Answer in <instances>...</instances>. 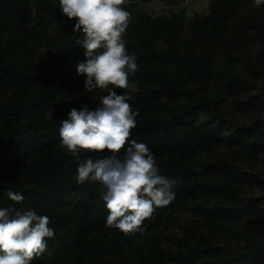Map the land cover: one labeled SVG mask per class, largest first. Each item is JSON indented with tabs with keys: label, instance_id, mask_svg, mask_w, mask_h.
<instances>
[{
	"label": "trees",
	"instance_id": "trees-1",
	"mask_svg": "<svg viewBox=\"0 0 264 264\" xmlns=\"http://www.w3.org/2000/svg\"><path fill=\"white\" fill-rule=\"evenodd\" d=\"M148 1L129 0L122 5L131 13L124 34L126 48L136 56L139 71L129 78V89L116 91L127 92L129 103L139 113L131 139L145 143L157 159L160 174L176 178L178 184L171 203L144 221L145 231L125 234L106 226L108 211L99 184L81 185L75 180L80 161L110 153L80 150L74 157L60 144L61 119L85 104L95 110L99 97L107 94L100 89L86 93L85 77L77 74V65L86 61L85 49L76 43L83 34L73 32L76 21L61 13L59 0H0V209L33 210L48 216L55 230L54 238L47 239V250L31 264H92L106 256L113 260L110 264L145 260L136 249V240L153 230L166 210L186 208L195 195L213 189L245 199L224 182L199 180L200 172L191 159L215 145L217 128L197 126L195 120L210 106L218 128L234 129L229 136L232 142L245 133L253 146L264 139V121L239 127L224 119L210 100L184 85L197 80L207 83L226 44L236 34H245L236 19L246 0H212L207 14H195L189 22L183 10L151 15L140 8ZM157 1L171 6L184 0ZM252 25L264 41V18L256 15ZM236 82L247 86L239 78ZM180 94L196 98L184 106L173 105L172 98ZM122 156L123 150L118 158ZM213 169L233 181H248L232 169ZM9 189L20 192L24 200H9ZM233 210L241 218L255 212L237 202ZM104 232L108 241L99 247ZM202 243L180 250L175 260L180 264H264L262 230L246 244L220 245L205 236ZM150 256L154 264L163 260L155 250Z\"/></svg>",
	"mask_w": 264,
	"mask_h": 264
},
{
	"label": "clouds",
	"instance_id": "clouds-1",
	"mask_svg": "<svg viewBox=\"0 0 264 264\" xmlns=\"http://www.w3.org/2000/svg\"><path fill=\"white\" fill-rule=\"evenodd\" d=\"M125 0H59L61 13L75 20L74 33L83 36L76 43L85 49L86 61L77 65L85 77L84 91H106L99 105L89 110L72 108L61 119V147L77 157L80 150L110 155L80 161L78 184L97 183L108 211L106 226L125 234L145 231L144 221L171 203L178 180L160 174L155 155L145 143L131 139L138 112L131 96L116 89H129V78L139 71L137 58L129 54L124 34L131 13ZM264 0H254L260 7ZM111 86V87H110ZM123 150L122 158H118ZM9 200L21 203L24 196L9 189ZM48 216L33 210L0 209V264H31L47 250V239L55 236Z\"/></svg>",
	"mask_w": 264,
	"mask_h": 264
},
{
	"label": "rangeland",
	"instance_id": "rangeland-1",
	"mask_svg": "<svg viewBox=\"0 0 264 264\" xmlns=\"http://www.w3.org/2000/svg\"><path fill=\"white\" fill-rule=\"evenodd\" d=\"M155 14L164 13L166 8L155 9ZM186 22L195 14L205 15L209 11L208 3H202L199 8L183 10ZM257 16L264 18V4L254 6V0H246L239 9L236 21L244 28L245 34H236L226 44L213 69L207 83L186 81L185 87L198 91L206 100H210L226 120L236 123L239 127L249 125L257 120L264 121V41L252 23ZM237 78L246 82L242 87ZM195 95L180 94L172 98L173 105L184 106L194 100ZM201 127H214V144L202 149L191 160L200 172V179L210 178L221 181L245 199H237L230 191L213 189L198 193L192 202L184 207H174L166 210L165 215L155 228L136 240V249L141 251L145 260H124L123 264H154L151 251L161 253L160 264H180L176 258L177 252L187 247L202 246V237H207L220 245L246 244L256 237V231H264V139L259 144L252 145V138L243 133L237 142L229 138L233 128L217 127V121L212 117L210 106L204 107L195 120ZM244 129H242L243 131ZM211 164L209 166L208 164ZM221 167L224 171L232 169L240 173L246 183L233 181L216 173L213 168ZM248 204L255 212L246 218H241L233 205ZM108 233H101L100 247L108 241ZM129 252V251H128ZM109 256L105 260H92V264H110Z\"/></svg>",
	"mask_w": 264,
	"mask_h": 264
},
{
	"label": "crops",
	"instance_id": "crops-1",
	"mask_svg": "<svg viewBox=\"0 0 264 264\" xmlns=\"http://www.w3.org/2000/svg\"><path fill=\"white\" fill-rule=\"evenodd\" d=\"M211 1L212 0H184V1L180 2L177 5H171V6L170 5H164V6L156 5L154 8L155 9H159V8H166L167 9L164 13H159V14H170L172 12L177 13L180 10H185L186 11V15H188V10L189 9H191V8H194V9L199 8V7H201L202 3H204V2H207L208 3V7H209ZM128 2H129V0H125L124 4H126ZM156 2H158V1L157 0H151V1H148V2H142L141 5H140V8H142L145 11L149 12L153 16L159 15V14H155L152 11L153 5L156 4ZM205 13H208V12H205Z\"/></svg>",
	"mask_w": 264,
	"mask_h": 264
}]
</instances>
